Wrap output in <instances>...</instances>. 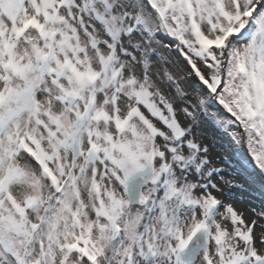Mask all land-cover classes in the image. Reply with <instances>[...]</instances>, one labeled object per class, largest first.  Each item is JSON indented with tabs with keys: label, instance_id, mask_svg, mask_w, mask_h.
I'll list each match as a JSON object with an SVG mask.
<instances>
[{
	"label": "snow or ice",
	"instance_id": "6c2138e0",
	"mask_svg": "<svg viewBox=\"0 0 264 264\" xmlns=\"http://www.w3.org/2000/svg\"><path fill=\"white\" fill-rule=\"evenodd\" d=\"M0 264H264V0H0Z\"/></svg>",
	"mask_w": 264,
	"mask_h": 264
}]
</instances>
